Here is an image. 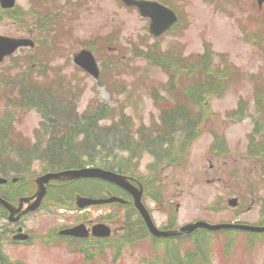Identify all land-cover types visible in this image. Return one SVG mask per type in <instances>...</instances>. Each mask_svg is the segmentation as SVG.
I'll list each match as a JSON object with an SVG mask.
<instances>
[{"label": "rangeland", "instance_id": "obj_1", "mask_svg": "<svg viewBox=\"0 0 264 264\" xmlns=\"http://www.w3.org/2000/svg\"><path fill=\"white\" fill-rule=\"evenodd\" d=\"M173 1L171 6L180 21L159 38L150 34L149 19L121 0H18L14 15L21 17V24L13 22L10 13H1L0 7L1 35L26 36L37 43L33 49H20L0 63V125L9 126V136L0 139V178L19 179L9 184L15 194L32 195L35 180L60 167L59 160L52 163L50 154L60 150L58 145L68 139L59 137L64 133L67 114L73 119L81 118L95 101L96 105L99 102L111 108L99 125L111 127L110 144L114 148L106 143L97 151L94 147L83 150L78 146L79 160L86 162L79 167L63 166L62 170L94 165L134 175L143 183V201L159 228L173 224L171 228L176 229L196 221L251 225L263 222L264 0L260 4L259 0ZM149 48L160 50L162 58L166 54L176 56L185 71L188 58L208 50L211 70L230 68L225 91L206 94L204 110L211 113L198 122L200 136L193 137L190 130L174 136L170 161L151 155V148L162 151L163 140L152 137L151 129L141 127L162 121L163 110L168 116L175 110L173 106L197 117L201 107L181 97L178 91L184 81L195 83L198 74H181L180 62L175 60L172 68L178 72L171 79L145 59ZM84 49L92 51L98 62V79L74 63V56ZM15 84L18 86L12 88ZM259 89L261 99L256 95ZM22 95L30 99L22 100ZM241 100L246 103L247 112L243 116L230 114ZM257 100L263 108H259ZM9 112L13 117L7 120ZM49 113L51 116L45 118L44 114ZM56 116L61 119L56 120ZM121 133L128 136L131 149L137 148L133 149L135 152L144 150L129 152L121 145ZM215 133L227 137L228 152L222 157L211 152L216 148V144L212 145ZM189 137L192 138L188 140ZM96 139L92 145L97 144ZM155 141L158 144L152 147ZM64 159L66 164L74 163ZM115 185L90 179L52 182L41 207L27 214L17 226L3 218L0 210V227H8V232L0 230V255L15 260V264H170L177 255L190 263L192 240L208 235L211 264H264V233L197 232L168 241L151 240L135 208L116 203L94 208L97 214L93 217L105 221V214L112 212L107 224L113 230L107 242L112 251L107 250L105 242L98 241L92 243V256L81 255L77 260L82 247L63 244L66 239L58 232L78 224L82 217L79 209L66 207L78 208L75 204L80 197L120 196ZM4 188L0 186V194L16 200V195H10V189L6 193ZM230 198H238V204L230 205ZM18 226L30 235L25 244L12 239L10 230ZM50 236L53 239L44 247L41 243ZM201 245L205 246L204 241ZM226 248L230 250L228 256ZM167 257L172 259L168 261Z\"/></svg>", "mask_w": 264, "mask_h": 264}, {"label": "trees", "instance_id": "obj_2", "mask_svg": "<svg viewBox=\"0 0 264 264\" xmlns=\"http://www.w3.org/2000/svg\"><path fill=\"white\" fill-rule=\"evenodd\" d=\"M168 2L171 3L170 1ZM2 12L3 11H1V13ZM8 13L9 11H6V14ZM12 18L15 21H17L18 24H21L22 21H21L20 16L12 15ZM57 21H60V20H57ZM156 48L158 49V47ZM47 51L48 50H45V53ZM151 51L152 50H150L149 48L148 51L144 54L145 59L148 62H150L149 64L161 68L167 75L171 77V79L174 78L173 76L175 75L176 72H178L174 70V68H172L173 67L172 64L175 63L176 56L172 58L171 55L166 54L164 58H162L160 57L161 56V53L159 52L160 50L157 52H154V51L151 52ZM208 51L205 52L204 54H200V56L188 58L190 63L186 65L188 68L187 71H185L186 70L185 66L181 68V65L183 64L180 61L176 60V62H180L179 69H181V74H183V72H187L188 76L191 75L189 73H193V75L198 74L197 81L196 82L194 81L195 83L186 84L187 81L186 82L184 81V84L183 86L180 87V90L178 91V93L180 94L181 97L192 100L194 103H196L199 107H201L202 112H200L197 115V117H195L194 114L190 115L188 113L187 115L184 111L178 110L180 109V107L173 106L175 110H173L167 116L165 115L164 110H163L161 123L160 124H157L156 122L154 123V125L156 126V132L158 133V138L164 140V142L161 144L162 151L160 152L152 151L154 153V156H156L157 158H161V159L170 158L169 161L172 160V155H173V152H172L173 139L172 138L175 136V134H171L170 132L171 129H176V130L181 129L183 132L189 129H193V131L195 130L196 132V128L198 127L197 123L203 120L204 117L207 116V114L211 113L210 110H207V111L204 110L205 108L204 101L206 99L205 98L206 94L207 93L208 94H220L225 91L226 79L230 76V71H229L230 68L222 67V68H218L215 70H211L210 67L208 66L211 61V57ZM170 53L172 52H168V54ZM30 69L31 67H29V70ZM261 93L262 91L260 89L256 92L257 99H261L260 98ZM22 99L29 100L30 98L26 95H22ZM242 101L243 100L240 101V105L237 107V109L232 111L230 114H233V115L239 114V116H243L247 112L248 107L246 106V103H243ZM52 102L53 101H51V103ZM256 103L257 105H259V108H263L262 102H259L257 100ZM54 106H57V105H54ZM110 112H111V108L108 105L102 104L99 102L96 105L95 101H92L91 104L89 105V110H86L83 113V116L81 118L73 119L70 117L69 113L67 114L63 122L64 133L63 135L59 137L68 138V139L65 140L63 144L58 145L61 148L60 150H57V151L52 150L50 154L52 163L57 160H59L57 163H61L59 164L60 167L57 170L63 169V166L68 167V168L79 167V165H83L86 162V161L82 162L81 160H79L80 157L77 154L78 150L76 148L78 146L82 148L83 150H90L92 147H94L96 151H97V148H101L102 145H106V144H109V146L114 148L112 144H110L111 137H110L109 131L111 130V127L99 125V121L106 119L108 115L110 114ZM48 116H51L50 113L44 114L45 118ZM164 116H166V118ZM56 118L61 119V116L60 117L56 116ZM9 119H10L9 114H7V120ZM48 122H49V119H48ZM180 125H183V127ZM48 126L49 124L46 123V131L48 130ZM118 128L119 126H116V129ZM6 130H9V126H5L4 123L3 125H0V139L9 136L8 135L9 132ZM150 135L152 136L153 133L151 132ZM57 136H58V133H57ZM194 136L196 135L194 134L193 137ZM81 137H83L82 141L84 142L82 141L78 142L76 140V139L81 140ZM190 138L192 137H189L188 140H190ZM94 139H96L97 144L92 145L91 143H94ZM84 143H87L90 146L84 147L83 146ZM258 143H261V142H258ZM128 144L131 145V143H129L128 136L123 135L121 133V145H124L126 149H131L128 146ZM165 145L166 147L164 148ZM257 146H260V145L257 144ZM112 148H110L111 154H112ZM144 148H148V147L144 146ZM132 149H137V148L132 146ZM138 150L139 151L137 152H140V150H144V149L139 148ZM2 154L5 155V152H3ZM97 155L101 156V154H97ZM97 155L96 157H98ZM101 157L104 158L106 156L102 155ZM64 158H69L68 162L74 161V163L66 164ZM88 162L89 164L95 163V161H88ZM51 169H54V167H51ZM108 169L114 170L113 167H108ZM0 172L2 173L3 170H0ZM156 199L158 198H155V200ZM232 238H235V237L231 235V239ZM203 241L205 243V246L201 245ZM193 245H194V250L189 251L190 263H186L184 260H181L179 258V255H177L176 260L174 261L173 259V262H171L170 264H211L212 246H211L210 239H207V238H205L204 240L194 239ZM227 246L229 247L230 245H228L227 243ZM229 253H230V250L226 248L227 255L226 254L225 255L228 256ZM171 257L173 258V256ZM171 257H167L166 260L169 261L170 259H172ZM0 264H8V258L5 257L3 254H1L0 256Z\"/></svg>", "mask_w": 264, "mask_h": 264}, {"label": "water", "instance_id": "obj_3", "mask_svg": "<svg viewBox=\"0 0 264 264\" xmlns=\"http://www.w3.org/2000/svg\"><path fill=\"white\" fill-rule=\"evenodd\" d=\"M127 5L136 6L139 8L140 13L143 16H147L151 18L150 30L152 34L156 36H160L166 30H168L176 21L177 17L173 11L164 7L163 5L156 2H148L144 0H123ZM16 0H0V4L3 8H12L15 5ZM261 0H259V4ZM33 42L28 39H8L4 37H0V60L4 55H8L13 53L17 48L22 46H31ZM75 62L77 65L81 66L95 78L99 77V69L96 63V60L91 52L88 50L81 51L76 57ZM78 178H99L103 180L110 181L112 183L117 184L118 186L124 188L129 191L134 198V203L136 208L139 210L141 215L143 216L149 230L151 233L157 237H172V236H180L183 234H190L197 229H206L210 231H218L222 229H235V230H245L251 232H264V227L258 226H250L243 224H219V225H211L205 222H198L195 224H190L182 227L179 231H161L156 228L152 219L141 202L142 191L137 190L133 187L127 178L123 175L103 170L101 168H83V169H75V170H65L55 173H47L36 180L37 191L31 198L22 199L20 201V205L18 208L13 207L10 203L0 198V204H2L5 208H7L12 214L16 210H20L23 206L24 202L32 203L28 206V208L24 212H28L31 210H36L45 193H46V184H48L52 180L57 181H68V180H76ZM5 180L1 179L0 182H4ZM113 202H121L124 201L117 197H110L107 199H92V198H80L78 200V205L81 208L90 205L104 204V203H113ZM236 200H232L231 204L235 205ZM64 234L75 235V236H87V233L83 230V226L75 227L70 230L63 231ZM111 231L110 228L104 225H97L94 227V234L108 237Z\"/></svg>", "mask_w": 264, "mask_h": 264}, {"label": "flooded vegetation", "instance_id": "obj_4", "mask_svg": "<svg viewBox=\"0 0 264 264\" xmlns=\"http://www.w3.org/2000/svg\"><path fill=\"white\" fill-rule=\"evenodd\" d=\"M228 152V148L227 149H225V148H223V149H221L220 151H219V153H218V156L220 157H222V156H224V155H226V153ZM20 179H22V178H20ZM17 181H19L18 179L15 181V182H17ZM138 181H140V180H138ZM137 181V182H138ZM141 182V181H140ZM135 184H137V183H135ZM141 184H142V182H141ZM6 186V188H4L5 189V191H6V193H8V191H9V189H10V195H12V194H15V192L11 189V188H9V187H7V184H5ZM143 185V184H142ZM119 189V188H118ZM120 190V196H119V198L121 197L123 200H125V203H123V204H120V205H122L124 208H127V207H131V208H134V205H133V203H132V196L128 193V192H126V191H124V190H121V189H119ZM35 193V192H34ZM33 193V194H34ZM47 193H48V189H47ZM47 193H46V196H47ZM32 194V195H33ZM16 195V200H11V198L8 196V197H6L8 200H10L12 203H13V205L14 206H18L19 205V201H20V199H22V198H28V197H31L32 195H29V196H25V194H20V193H16L15 194ZM112 195V194H111ZM110 195V196H111ZM46 196H45V198H44V200L46 199ZM100 197H109V196H107V195H103V196H100ZM43 200V201H44ZM236 200L238 201V198H236ZM43 203V202H42ZM42 203H41V205H42ZM237 204H238V202H237ZM28 204L27 203H25V204H23V207H22V209L20 210V211H18V212H16L13 216H11L10 217V213L6 210V212H4V213H2V217L3 218H7L8 217V219L10 220V219H12V220H7L10 224H12L13 226L14 225H19L20 223H21V221H22V219H24L25 218V216L27 215V214H29V213H27V214H24V209H25V207L27 206ZM41 205H40V207H41ZM105 205H108V204H104V205H98V206H90V207H86V208H83V209H79V208H71L70 206H68V207H66L67 209H69V210H77V209H79V214H80V216L82 217V219L78 222V224H74V225H72V226H70V227H74V226H78V225H84L88 230H91L92 228H93V226H95V225H97V224H100V223H102V224H108L109 223V219H111V216L113 215L112 214V212L111 211H109V212H107L106 214H105V221L104 220H102V221H99V217H96V219H94L95 218V214H97L96 212H94V208H96V207H101V206H105ZM39 207V208H40ZM75 207H77V203L75 204ZM37 211V210H36ZM78 211V210H77ZM97 216V215H96ZM94 217V218H93ZM143 221V220H142ZM263 222H264V219H263ZM263 222H261V223H263ZM142 224H143V227H145V225H144V223L142 222ZM7 225V224H6ZM165 226H167V227H165V228H163L162 227V229H168V225L166 224ZM69 226L68 227H66V228H64V229H67V228H70ZM146 228V227H145ZM24 229V227H19L18 226V228L17 229H11L10 230V232H11V234H12V239L14 240V241H17L18 242V244L20 243V244H25V243H27L28 242V240H29V238H30V235H29V233H27V232H23L22 230ZM0 230L1 231H6V232H8V227L7 226H5L4 227V229H1V227H0ZM121 230H123V228H121ZM61 231V230H60ZM59 231V232H60ZM58 232V235H60V233ZM115 232H119V229H117ZM60 236H62V237H64V239H66V241H62V243L63 244H66V245H70V246H72V245H75V244H77L79 247H82V248H80L78 251H79V254H78V257H77V260H79V258L81 257V255L82 256H87V254H89L90 256H92L93 254H94V250L91 248V246H92V243H95V242H98V241H102V242H105L106 243V248H107V250L109 251V252H111L112 251V249L108 246V244H107V242H108V238H103V237H97V236H94V235H92V234H90L88 237H86V238H80V237H74V236H70V235H60ZM54 237V236H53ZM50 238L51 239H48V240H46L45 241V243L43 242V243H41V244H43L44 245V247H45V245H46V242L48 243V241L49 240H52L53 238H52V236H50ZM55 238V237H54ZM3 242H4V240L3 241H1V243L3 244ZM79 247H77V248H79ZM13 262H15V260H13ZM21 263V262H20ZM22 264V263H21Z\"/></svg>", "mask_w": 264, "mask_h": 264}]
</instances>
